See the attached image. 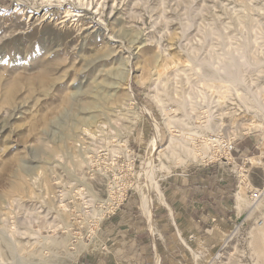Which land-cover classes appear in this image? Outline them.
Masks as SVG:
<instances>
[{
  "label": "rangeland",
  "instance_id": "1",
  "mask_svg": "<svg viewBox=\"0 0 264 264\" xmlns=\"http://www.w3.org/2000/svg\"><path fill=\"white\" fill-rule=\"evenodd\" d=\"M113 38L125 41V47ZM140 42L143 45L138 47ZM127 59L131 61L129 84L122 73ZM263 63L264 0H0V228L11 230L23 246L38 247L42 255L54 250L64 264H81L84 249L110 245L99 231L109 213L97 205L108 196L107 170L117 182L132 187L129 196L155 230L135 190L146 181L143 162L153 135L152 121L141 103L162 125V148L180 124L187 133L208 121L213 135L233 141L247 135L260 139L264 153V115L253 114L255 96L264 104ZM118 66L120 74L113 76L116 85L109 99L101 100L91 112L97 121L70 128L74 110L68 100L80 102L87 89ZM44 69L46 81L41 79ZM220 70L224 77L216 73ZM222 78L241 79L244 84L235 85L240 93L222 84ZM11 80L16 86L9 85ZM158 97L178 119L172 131ZM100 124L109 130L98 140L94 130ZM67 126L71 130L65 136ZM84 133L89 153L97 149L92 164L76 146ZM178 150L184 160L167 148L165 153L158 149L154 157L157 180L172 205L173 197H167L163 186L167 174L177 177L187 169L208 165L216 148L197 159L186 146ZM240 189L249 205L237 209V230L228 226L223 231L218 226L213 236L201 238L196 245L185 234L187 253L176 264H197L190 246L199 263L219 251L221 255L210 264H264V194L249 213L258 191L252 195ZM150 197L153 206L166 205L156 191ZM113 210L111 206L109 211ZM230 230L237 232L232 245L225 242Z\"/></svg>",
  "mask_w": 264,
  "mask_h": 264
},
{
  "label": "crops",
  "instance_id": "2",
  "mask_svg": "<svg viewBox=\"0 0 264 264\" xmlns=\"http://www.w3.org/2000/svg\"><path fill=\"white\" fill-rule=\"evenodd\" d=\"M253 157H259L258 165L250 159ZM232 158L235 162L231 165L214 162L187 169L177 177L167 174L163 186L169 193L167 197H173L172 207H178V211L172 214L166 205L153 206L155 230L149 227L148 219L138 211L137 201L128 193L119 209L108 215L99 229L110 245L84 249L79 254L84 255L81 264H176L187 253L185 234L196 245L201 238L213 236L218 226L223 231L228 226L237 227L238 190L243 187L250 193L264 187L260 139L247 135L236 140ZM236 233L232 230L227 233L226 244H233Z\"/></svg>",
  "mask_w": 264,
  "mask_h": 264
},
{
  "label": "bare ground",
  "instance_id": "3",
  "mask_svg": "<svg viewBox=\"0 0 264 264\" xmlns=\"http://www.w3.org/2000/svg\"><path fill=\"white\" fill-rule=\"evenodd\" d=\"M59 4V3H58ZM69 9H67L66 11H68ZM202 10V9H201ZM72 11V10H71ZM32 13V12H31ZM64 13V12H63ZM101 23V22H100ZM193 26V25H192ZM248 30V29H247ZM260 30V29H259ZM249 32V31H248ZM255 32V31H254ZM243 33V32H242ZM247 33V31H246ZM112 41H119L121 42V47H125V41H123L122 39H115L113 38ZM248 42V41H247ZM143 45V42H140L138 44V47ZM242 47V46H241ZM213 48V47H212ZM186 50V49H185ZM235 50V49H234ZM241 50V49H240ZM128 51V50H127ZM130 52V51H129ZM206 53V52H205ZM192 54V53H191ZM132 56V55H131ZM224 56V55H223ZM222 56V57H223ZM156 57V56H155ZM216 57V56H215ZM248 57V56H247ZM219 57H217L218 59ZM208 59V58H207ZM216 59V60H217ZM224 59V57H223ZM233 59V58H231ZM247 61V59H245ZM198 62L200 60H197ZM202 61H205L202 60ZM207 61V60H206ZM210 61V60H209ZM215 61V60H214ZM220 61V60H218ZM226 61V59H225ZM233 61V60H232ZM240 61V60H239ZM156 62V61H155ZM158 62V61H157ZM224 62V61H223ZM222 62V63H223ZM235 62V61H234ZM255 62V61H254ZM252 63V62H251ZM250 63V64H251ZM125 64V69L123 70L122 73H124V80L127 84H129L131 78H130V72H131V61L130 59H127L125 60L124 62ZM208 67H211L210 63L207 62L205 63ZM242 64V63H241ZM261 64V63H259ZM264 64V63H263ZM200 65V64H199ZM202 65V63H201ZM200 65V67H201ZM221 64H219L220 66ZM233 65V64H231ZM243 65V64H242ZM252 65V64H251ZM158 66V64H157ZM198 66V65H197ZM224 66V65H223ZM257 66V65H256ZM113 67V66H112ZM199 67V66H198ZM232 67V66H231ZM213 68V67H211ZM217 68V67H216ZM215 68V69H216ZM105 69V68H104ZM201 69V68H200ZM196 70V69H195ZM199 70V69H198ZM219 70V69H217ZM197 71V70H196ZM202 71V70H201ZM201 71H198V73H200ZM120 68L119 66L118 67H115L113 68L112 70H110L109 73H107L103 80L98 83V85L94 88L90 87L89 89H87V92L84 93L86 94L85 97H83L81 99L80 102H74L72 99H69L68 102L69 104L72 106L73 108V120H72V123L70 124L69 123V127H73L76 123L80 122L81 124H84V125H87V123H89V121H92L94 120L93 123H95L97 120H95V117L96 115L95 114H92L91 112H93V109L95 108H98L101 104V100H107V98L110 96V91L112 89L115 88L114 85H116V82L113 80V76L114 75H119L120 73ZM227 72V70L225 71ZM224 72V73H225ZM126 73L128 74V76L125 77ZM216 73L220 74V77H224L223 73H221V70L220 71H216ZM243 73V72H242ZM242 73H239V76H241L240 74ZM202 74V72H201ZM178 75V74H177ZM199 76V75H198ZM204 76V75H203ZM210 75H208V78H209ZM238 77V75H237ZM243 77V76H241ZM48 78V75H47V72L46 70H42V74H41V79L42 81H46V79ZM202 78V76H201ZM206 78V77H204ZM233 78V77H232ZM188 79V78H187ZM245 79V78H244ZM200 80V79H199ZM222 84L223 82L229 84L231 87H233L234 89L233 90H236L235 92L237 94L239 93L237 92V89L235 88V85H239L241 83L244 84V82L241 81V79L239 78H236V79H225V78H222ZM157 81V80H156ZM155 81V82H156ZM164 81V80H163ZM205 81V80H203ZM202 81V84L204 83ZM154 82V84H155ZM214 82V81H213ZM217 82V81H216ZM245 82H246V79H245ZM207 83H210L209 80H207ZM221 83V81H220ZM248 83V82H247ZM211 84V83H210ZM214 84V83H213ZM9 85L11 86H16V81L15 80H11L9 81ZM197 85V84H196ZM205 85V84H204ZM203 85V87H204ZM217 85V84H215ZM226 85V84H225ZM207 86V85H206ZM221 86V85H220ZM228 86V85H227ZM226 86V87H227ZM248 86V85H247ZM257 86V85H256ZM213 87H215L213 85ZM217 87V86H216ZM251 87V86H250ZM205 88V87H204ZM223 88V87H221ZM219 88V89H221ZM81 89V88H80ZM196 89V88H195ZM207 89H208V86H207ZM210 89V88H209ZM213 89V88H212ZM215 89V88H214ZM224 89V88H223ZM228 89V87H227ZM260 89V88H259ZM10 90V89H9ZM211 90V89H210ZM216 90V89H215ZM238 90H241L238 89ZM156 91V90H155ZM204 91V90H203ZM217 91V90H216ZM215 91V92H216ZM232 91V90H231ZM160 92V90H159ZM207 92V91H206ZM241 92H243L241 90ZM245 92V91H244ZM117 93V91L115 92ZM195 93V91H194ZM202 93V92H201ZM235 93V94H236ZM260 93V92H259ZM185 94V93H183ZM204 95V93H202ZM216 94V93H215ZM248 94V93H246ZM201 95V94H200ZM201 95V96H203ZM222 95V94H221ZM234 95V94H233ZM245 94H243L244 96ZM262 95V94H261ZM155 96V95H154ZM176 96V95H175ZM188 96V94L186 95ZM223 96V95H222ZM238 96V95H236ZM251 96V95H250ZM157 97V96H155ZM161 97V96H160ZM178 97V96H177ZM190 96H188L189 98ZM213 97V96H212ZM218 97V95H217ZM220 97V96H219ZM226 98V97H225ZM239 98V97H238ZM261 98V96H260ZM109 99V98H108ZM159 99V97H158ZM161 99V98H160ZM157 100V102L159 101L161 103V110H162V113H164V116H165V123L166 125L169 127L170 131H172V128H175V120L177 119H174L173 117V113L170 112L169 109L171 108H167L165 105H163L162 101L161 100ZM202 99H204L202 97ZM224 99V98H223ZM240 99V98H239ZM255 99H256V102H257V107L255 109V113L253 112V114H255L256 116L258 114H262L264 115V104L261 102V99L258 98V96H255ZM76 100V99H75ZM171 100V99H170ZM186 100V99H185ZM190 100V99H189ZM220 100V99H218ZM226 100V99H225ZM224 100V101H225ZM229 100V99H227ZM241 100V99H240ZM191 101V100H190ZM249 101V100H248ZM158 102V103H159ZM176 102V101H175ZM181 102V101H179ZM222 102V101H221ZM241 102V101H240ZM180 104V103H178ZM184 104V103H183ZM191 104V103H189ZM244 105V104H243ZM141 106L143 108V110L149 115L151 121H152V125H153V135L150 139V142L148 143V146H147V149H146V155H145V158H144V162H143V169L142 171L144 172L145 174V177H146V181L144 182H139L137 184V186L135 187V190L139 193L140 197L142 198V208L144 210V212L150 216V218L152 219V207H153V203L151 201V197H150V194L151 192L153 191H156L158 193V197H159V200L160 202H163L165 203L167 206H169L170 210L172 211V205L166 200L165 198V195H164V192L162 191V189L160 188V184L157 180V171H156V162L154 161V157L156 155V152L159 151L160 152H163L165 153V148L171 150V153L175 156H177L178 160H184L183 156L181 155L180 156V152L178 149L182 150L183 146L187 147L188 151H190V153L192 155H195V158L197 157L198 158V155L201 154L203 152L206 153L208 152V150H213V148H216V146L210 141L211 139V136L213 135V133L215 132V130L213 129V126L211 125L210 122L207 121V123L201 125L199 124V128L198 129H195L194 132H185L184 133V129L182 127V124H180L181 126V129H178L177 132L175 133H171V137H170V141H169V144L165 147V148H162L161 147V140H162V135H163V130H162V125L157 121V119L155 118L153 112L151 111V109H149L145 104L141 103ZM181 106V105H180ZM191 107V105H189ZM245 106V105H244ZM247 106V105H246ZM249 106V105H248ZM248 106L246 108H248ZM160 107V106H159ZM174 108V107H173ZM184 108V107H183ZM182 108V110H183ZM193 109V108H192ZM185 110V109H184ZM248 110V109H247ZM178 111V110H177ZM193 111V110H192ZM249 111V110H248ZM88 113L89 115H82L83 113ZM174 112V111H173ZM194 112V111H193ZM176 113V112H174ZM182 113V112H181ZM185 115L188 114L184 111ZM251 113V112H250ZM173 114V115H172ZM192 114V113H190ZM188 114V115H190ZM179 115V114H178ZM192 116V115H191ZM184 117V116H183ZM179 118V117H178ZM178 120V119H177ZM208 120V119H207ZM183 121H184V118H183ZM182 121V122H183ZM211 121V120H209ZM175 123V124H174ZM187 123V122H185ZM183 123V124H185ZM186 125H189V124H186ZM264 125V124H263ZM216 126V125H215ZM69 127L67 126L65 129H64V132H63V135H68L70 133V130H69ZM189 127V126H187ZM109 128V127H108ZM188 129V128H187ZM90 130V129H89ZM186 130V129H185ZM187 131V130H186ZM90 132V131H89ZM182 132V133H181ZM95 134V133H94ZM184 138H188L189 140H191V143H193L192 145L190 143H188L187 139H184ZM188 140V141H189ZM201 143V146L200 147H197L196 143ZM191 145V146H190ZM185 150V149H184ZM189 154V153H188ZM207 154V153H206ZM164 155V154H163ZM202 155V154H201ZM167 158V157H166ZM196 158V159H197ZM161 159V158H160ZM175 159V160H177ZM252 159L253 163L255 165L259 164L260 161L258 160V158L256 159V157H253V158H250ZM84 160L82 159V162ZM163 164V163H162ZM161 164V165H162ZM178 164V163H177ZM142 166V165H141ZM162 167V166H161ZM163 167L169 169V167L165 164H163ZM246 177V176H245ZM247 179V178H246ZM22 182V177H20V181L18 183H16V186H20ZM264 194V188L263 189H258V193H257V199L255 201V203H253L254 205L250 208V212H253L258 206H259V203L261 202L262 200V196ZM102 200V199H101ZM1 202V201H0ZM249 205L247 202H246V199H245V194L243 192L242 189L238 190L237 192V201H236V208L237 209H242L243 206L245 205ZM173 212V211H172ZM248 212V211H247ZM248 217V215L246 214L245 216H243L242 219H240L241 221L245 220L246 218ZM263 222V221H262ZM16 227V226H15ZM179 228V227H178ZM13 229V228H12ZM236 229V228H235ZM179 230V229H178ZM237 230V229H236ZM21 231V230H20ZM17 232V231H16ZM36 232V231H35ZM33 232V234L35 235L36 233ZM18 234V233H17ZM30 234H32L30 232ZM39 233L37 232V235ZM36 235V237H37ZM24 236V235H23ZM223 237V236H222ZM40 238V237H39ZM44 238V237H43ZM47 239V238H46ZM45 239V240H46ZM49 239V238H48ZM44 241V240H43ZM227 241V240H226ZM225 241V242H226ZM42 242V240H41ZM26 243V242H25ZM29 243V242H28ZM31 244V243H29ZM42 244V243H40ZM224 244V243H223ZM223 247V246H222ZM190 249V252L193 254V257L195 258V260L197 261V264H202V262L200 261L199 263V259L198 257L196 256V252H195V249L193 247H189ZM46 252V250H45ZM198 255V254H197ZM221 255V253L219 251H215L214 255L209 258L208 260H206L205 262H203V264H210L212 262V260L216 257H219ZM0 264H64L63 262V259H62V255L59 254V253H56L54 250H50L48 254H45V255H42L40 250L38 249V247L36 246H33L31 248H28L27 246H23L22 245V242L20 239H18L15 234L10 230V231H7L6 229L4 228H0Z\"/></svg>",
  "mask_w": 264,
  "mask_h": 264
},
{
  "label": "built area",
  "instance_id": "4",
  "mask_svg": "<svg viewBox=\"0 0 264 264\" xmlns=\"http://www.w3.org/2000/svg\"><path fill=\"white\" fill-rule=\"evenodd\" d=\"M109 130L107 125H99L97 128L94 130L95 136L99 140L100 136L103 135L104 132ZM210 141L216 146V151H213V155L215 158L210 162H222L225 165H231L232 163L235 162V160L232 158V151L234 149L235 141L228 139L226 137H223L222 135H212ZM88 135L84 133L80 137V139L77 142V149L84 155V159L88 160L89 163H93L95 156L94 154L97 152V149L93 153H89L91 151L88 143ZM218 153H221L220 155ZM119 157V156H118ZM207 163V164H210ZM93 171V169H92ZM110 171L105 170V175L108 180L107 182V189H108V196L106 199H104L102 202H98L97 205L99 206L100 210H106L107 213L112 214L115 213L123 201L126 199L130 189L132 188L131 186H126L124 184H120L117 182L115 179V175L113 177L110 176ZM264 188V187H263ZM262 188V189H263ZM255 190L258 191V189H254L251 191V194L253 195L255 193ZM261 190V189H260ZM256 194V193H255ZM114 207V210L112 212L109 211L110 207ZM104 210V211H105ZM106 214V213H105Z\"/></svg>",
  "mask_w": 264,
  "mask_h": 264
}]
</instances>
